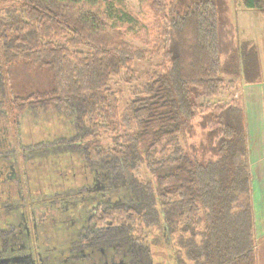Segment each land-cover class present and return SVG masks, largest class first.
Wrapping results in <instances>:
<instances>
[{
  "label": "trees",
  "instance_id": "1",
  "mask_svg": "<svg viewBox=\"0 0 264 264\" xmlns=\"http://www.w3.org/2000/svg\"><path fill=\"white\" fill-rule=\"evenodd\" d=\"M143 1L162 62L121 113L113 80L130 82L149 52L124 40L107 0H0V116L4 106L31 110L33 172L50 194L79 179L86 187L98 173L107 188L98 213L167 230L177 261L257 264L245 110L210 102L224 75L258 80L257 50L228 43L234 34H223L218 0ZM240 4L264 17V0ZM196 126L210 130L188 149L181 138ZM77 137L80 149L56 148ZM141 168L153 181L140 183Z\"/></svg>",
  "mask_w": 264,
  "mask_h": 264
},
{
  "label": "flooded vegetation",
  "instance_id": "2",
  "mask_svg": "<svg viewBox=\"0 0 264 264\" xmlns=\"http://www.w3.org/2000/svg\"><path fill=\"white\" fill-rule=\"evenodd\" d=\"M3 109L0 116V264H154L149 246L137 241L131 232L124 233L122 229L126 226L121 229L110 222L98 225L97 215L99 219L105 215L98 213L97 200L107 190L99 182L98 173L86 187L80 186L79 179L66 189L49 193L46 177L39 178L33 172L40 158L33 155L38 148L26 127L30 129L31 110L19 113L13 106ZM81 142L77 137L58 143L56 148L76 151L81 148ZM110 180L113 181L112 176ZM85 201H90L88 207ZM160 245L159 241H153L151 247ZM134 258L136 262L132 261ZM174 264L177 263L174 261Z\"/></svg>",
  "mask_w": 264,
  "mask_h": 264
},
{
  "label": "rangeland",
  "instance_id": "3",
  "mask_svg": "<svg viewBox=\"0 0 264 264\" xmlns=\"http://www.w3.org/2000/svg\"><path fill=\"white\" fill-rule=\"evenodd\" d=\"M112 6V12L118 21L119 29L123 32L124 40L134 47L149 52V58L134 63L133 78L130 82L124 77L120 80H113L114 90L119 95V111L128 106V102L133 97L134 91L139 90L147 82L153 72L159 71V64L162 62L161 53H156L154 49V21L153 10L149 5L151 1L143 0H107ZM170 0H165L169 4ZM220 12L225 16H219L222 21V31L224 35L231 31L234 36L228 43H251L257 50L259 58L260 77L258 80L248 85L244 80L233 75H224V83L221 93L213 99L215 103H229L236 100V104L244 107L247 120V137L250 150V165L253 175V208L255 220V232L257 241V264H264V17L256 10L244 9L240 0H218ZM235 31V33H234ZM223 62L226 56L222 57ZM201 117H197V121ZM197 125V123H196ZM212 127H216L211 124ZM210 128L202 129L196 126V130L181 138L184 147L191 145L199 147L200 141L205 139ZM104 144L110 143L107 135H102ZM140 183L153 181L149 173L144 169L135 172ZM118 182V180H117ZM98 225H105L110 222L121 226L125 223L131 236L137 241L148 245L149 252L152 253L154 264H193V262L183 259L177 261L173 240H170L169 233L162 230L158 225H145L140 217L130 216V221L117 216L116 212L107 213L104 217H98ZM153 241L160 242L157 248L151 247ZM170 247V251L169 248ZM175 247V246H174ZM173 248V249H172ZM178 255V254H177ZM173 257L174 260H171Z\"/></svg>",
  "mask_w": 264,
  "mask_h": 264
}]
</instances>
